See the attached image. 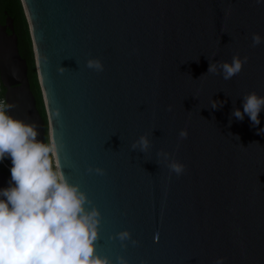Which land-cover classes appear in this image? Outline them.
I'll use <instances>...</instances> for the list:
<instances>
[{
	"label": "water",
	"instance_id": "95a60500",
	"mask_svg": "<svg viewBox=\"0 0 264 264\" xmlns=\"http://www.w3.org/2000/svg\"><path fill=\"white\" fill-rule=\"evenodd\" d=\"M21 3L54 165L101 212L97 252L128 264H264V110L257 126L231 115L243 111V94L264 95V0ZM234 54L248 57L238 75L206 73L209 61ZM89 57L104 70L86 68ZM0 81L10 115L34 124L45 143L9 16L0 23ZM141 134L151 142L145 153L130 147ZM158 150L183 163V174L157 164ZM89 165L105 174L87 173ZM9 179L0 169V188ZM124 228L136 246L109 238Z\"/></svg>",
	"mask_w": 264,
	"mask_h": 264
},
{
	"label": "clouds",
	"instance_id": "9594fccd",
	"mask_svg": "<svg viewBox=\"0 0 264 264\" xmlns=\"http://www.w3.org/2000/svg\"><path fill=\"white\" fill-rule=\"evenodd\" d=\"M261 40L259 34L252 35L253 46ZM247 60V56L234 54L230 62L209 61L206 73L220 75L227 81L240 73ZM85 67L95 72L104 70L96 57H89ZM65 70L61 65L57 68L60 73ZM222 104L223 101L211 102L213 108ZM14 107L0 101V162L11 160L8 186L0 188V264H128L122 255L113 259L97 252L100 210L79 184L70 182L60 164H53L55 143L42 142L34 124L10 115L9 110ZM171 107L168 106L169 111ZM242 109L234 107L231 115L238 121L247 115L252 126L259 125L264 95L254 91L243 94ZM257 131L264 133V127ZM187 136V129L179 130V139ZM150 143L148 134H141L130 147L145 153ZM156 155L157 164L163 161L170 173L183 174L185 165L170 158L169 152L158 150ZM85 171L105 174L100 166L89 165ZM109 238L119 240L121 247H127L126 242L133 246L139 243L127 228ZM223 260L217 257L215 264H223ZM140 264L145 262L141 260Z\"/></svg>",
	"mask_w": 264,
	"mask_h": 264
},
{
	"label": "trees",
	"instance_id": "16d2710c",
	"mask_svg": "<svg viewBox=\"0 0 264 264\" xmlns=\"http://www.w3.org/2000/svg\"><path fill=\"white\" fill-rule=\"evenodd\" d=\"M6 16L13 20L14 32L17 36V47L19 54L26 60L27 77L30 89L36 100V107L45 122V143H49L47 134V118L45 106L42 98V92L37 77V71L34 61V53L32 49V41L29 33L27 19L24 14L21 0H0V22H4ZM4 92V89H3ZM54 164V161H53ZM0 169L9 173V170L0 163Z\"/></svg>",
	"mask_w": 264,
	"mask_h": 264
},
{
	"label": "built area",
	"instance_id": "2783aa9c",
	"mask_svg": "<svg viewBox=\"0 0 264 264\" xmlns=\"http://www.w3.org/2000/svg\"><path fill=\"white\" fill-rule=\"evenodd\" d=\"M3 86H2V83H1V81H0V101H5L6 102V100H5V97H4V92H3ZM5 168H7L8 170L10 169V165H9V163H8V161H7V159L5 158L2 162H0Z\"/></svg>",
	"mask_w": 264,
	"mask_h": 264
},
{
	"label": "flooded vegetation",
	"instance_id": "af4514ba",
	"mask_svg": "<svg viewBox=\"0 0 264 264\" xmlns=\"http://www.w3.org/2000/svg\"><path fill=\"white\" fill-rule=\"evenodd\" d=\"M1 23V22H0ZM2 23H4V22H2ZM7 159V161H8V163H9V165L11 166V160L10 159H8V158H6ZM7 174H10V172L9 173H7Z\"/></svg>",
	"mask_w": 264,
	"mask_h": 264
}]
</instances>
